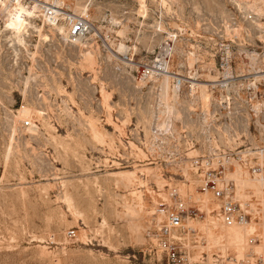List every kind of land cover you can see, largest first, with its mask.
<instances>
[{
  "label": "rangeland",
  "instance_id": "374dc122",
  "mask_svg": "<svg viewBox=\"0 0 264 264\" xmlns=\"http://www.w3.org/2000/svg\"><path fill=\"white\" fill-rule=\"evenodd\" d=\"M63 1L93 24L77 44L38 15L26 17L30 26L23 41H15L9 24L17 20L0 14V264H166L149 235L158 207L177 194L199 196L192 157L216 153L211 168L222 169L224 153L247 150L252 154L236 160L228 177H237V167L264 177V110L245 128L247 140L220 142L214 139L218 126L202 131V117L198 122L176 109L170 94L163 100L172 110L170 134L161 139L155 132L159 90L151 84L139 89L145 81L136 71L173 36L171 69L194 66L209 74L216 63L213 33L242 1ZM90 50L93 63L85 55ZM131 51L133 63L124 57ZM98 131L110 136L99 141ZM124 172L134 173L131 182ZM246 193L256 205L250 223L258 233L246 237L242 255L225 258L232 245L204 248L200 230L191 231L187 244L198 264L264 258L263 202L254 185ZM219 219L202 213L188 221L214 233L227 227Z\"/></svg>",
  "mask_w": 264,
  "mask_h": 264
},
{
  "label": "built area",
  "instance_id": "2783aa9c",
  "mask_svg": "<svg viewBox=\"0 0 264 264\" xmlns=\"http://www.w3.org/2000/svg\"><path fill=\"white\" fill-rule=\"evenodd\" d=\"M18 5L35 8V16L38 15L51 29L60 32L69 44L85 40L93 30L89 17L76 13L63 0H0L3 19H6L9 10ZM213 36L216 63L209 74L200 72L194 66L181 71L171 69L173 46L170 42L173 36L168 37L163 53L139 65L137 76L145 81L139 89L143 90L151 84L159 90L155 132L162 133L161 139L169 136L170 128L167 126H170L172 118V110L168 105L164 106L162 100L166 95L172 94V106L176 109L196 116L198 122L202 117L199 122L202 131L208 132L211 127L218 126L220 129L214 139L220 142L247 140L243 138L245 128L249 129L252 118L263 112L264 70H261L263 63L261 66L257 64L264 51V8L242 2L223 20ZM249 52H254L252 54H256L257 59H252ZM134 56L132 51L124 55L131 63ZM221 127L226 130L222 131ZM180 134L187 138L186 130ZM190 142L194 144L192 140ZM251 154L247 150L239 154L232 151L224 153L222 169L211 168L212 159L220 156L216 153L190 158V164L201 180L199 196L189 192L185 196L177 194L172 204H161L149 234L154 250L166 260V264H198L193 260L187 244L191 231H197L184 224L190 218H199L202 213L217 214L219 220L228 226L252 221L253 214L258 212L248 202L237 199L236 186L228 177L233 163ZM208 196H212L214 202L204 206L203 199ZM254 241H257L256 237L251 242ZM233 264H248V261L236 258ZM256 264H264V258L260 256Z\"/></svg>",
  "mask_w": 264,
  "mask_h": 264
},
{
  "label": "bare ground",
  "instance_id": "6f19581e",
  "mask_svg": "<svg viewBox=\"0 0 264 264\" xmlns=\"http://www.w3.org/2000/svg\"><path fill=\"white\" fill-rule=\"evenodd\" d=\"M241 1L248 3V5L249 4L253 5L259 9H260V7L264 8V2L263 1H261V2L256 1V0H241ZM7 16H8L7 18H9L10 16H13L15 21L17 20V24H15V23L9 24V25H12V27L14 26V28H15L14 31L12 32L13 33L12 38L14 37L13 40L18 41V42H22L24 39L23 38L24 33L28 29V26H30V22H27L26 17L29 20H31L33 18V16H35V8L26 7L24 5H18L14 9L9 10ZM6 21H8V20H6ZM6 27L8 28V26H6ZM7 28H5V29H7ZM2 30L3 29L0 28V32ZM41 36H44L45 39L49 38V37L46 38V35L44 33L43 34L41 33ZM125 48H126L125 45L121 44L119 49L121 51H123ZM92 54L93 53L91 50L87 51L85 53V55H86V57L90 63H93V57H92L93 55ZM251 57H252V59H257L256 54H251ZM261 70H264V60H263V66H262ZM167 97L168 96L166 95V97H163L162 100L168 99ZM31 129L32 128H30V130ZM93 132H94V130H93ZM108 132L107 131H98V135L96 134L97 135L96 137L99 138V141H100V139H101V141H103L104 139H106L110 136V133H108ZM130 144H133V142L130 141ZM118 174H120V172ZM123 174H125V176L128 177L129 181L131 182V179L133 178L134 173L133 172L132 173H130V172L129 173L128 172L121 173V175H123ZM231 174H234V173H231ZM235 174H237L236 175L237 177L233 181H234V185L239 189V191L237 192V194L239 195L238 198H240L241 201H244V203L248 202V199L250 198V194L246 193V188L249 185H254L255 193L257 194L259 199L263 202L261 204H263V207H264V177H262V175L258 174V173H255V174L250 176L247 173V170H243L240 167H237ZM129 184L131 185V183H129ZM162 195L166 196L165 193H162ZM203 200L205 201L204 206L211 205L214 202V199L212 196H208V197L204 198ZM253 206L256 207V205H253ZM262 213H264V211H262ZM262 219H264V217H262ZM191 221L189 222V225H190L189 228L200 230L199 231L200 232L199 237L201 239H205L204 240L205 243L208 242V244L205 245L204 248L209 247L210 244H216V245L219 244L220 245V243L223 241L232 245V247H230L229 250L227 251L225 258H231L232 256H235V255H239V256L242 255L241 254L242 251L244 249H246L245 248L246 237L249 235H253V234L258 233L257 227L254 224L252 225V223H250V222L244 223L242 225L243 227H239V225H237L238 227L236 225H230V226L227 225L226 228H222V230L212 233L213 231L209 226H205V227L200 226L199 227V225L196 226ZM210 221L215 222V218L211 217ZM198 247H199V245L196 246V248H198ZM263 249H264V244H263Z\"/></svg>",
  "mask_w": 264,
  "mask_h": 264
}]
</instances>
